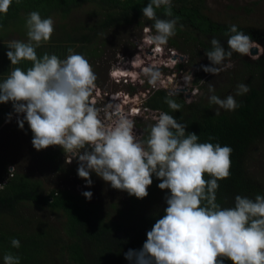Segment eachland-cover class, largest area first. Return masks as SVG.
I'll use <instances>...</instances> for the list:
<instances>
[{
    "label": "clouds",
    "instance_id": "obj_1",
    "mask_svg": "<svg viewBox=\"0 0 264 264\" xmlns=\"http://www.w3.org/2000/svg\"><path fill=\"white\" fill-rule=\"evenodd\" d=\"M12 2L0 0V14L6 15ZM209 4L212 6L211 0ZM162 6L164 15L173 17L172 0H150L142 9L143 16L154 21L155 34L148 37L152 40L148 47L158 48L157 55L161 54L162 45L176 35L179 19L157 17L156 9ZM25 28L27 42L10 41L6 56L11 65L30 61L31 67L13 68L0 83V103L11 102L16 114H24L23 119L17 120L18 127L23 129L27 122L33 148L39 151L61 147L77 159V174L86 186L92 185L90 173L94 172L113 189L143 199L148 196L147 189L155 175L161 181L158 188L170 193L165 197L164 215L146 233L141 249L124 253L126 260L131 264H224L227 259L231 264H264V195L258 194L254 199L237 195L234 207L217 203L218 181L231 175L230 146L198 142L197 134L186 133L187 124L179 123L167 112L159 113L146 140L139 138L135 121L119 105L109 106L112 115L110 122H105L100 115L102 109L92 100L97 77L85 56L69 49L63 60L47 52L38 58L36 48L51 39L54 20L32 11ZM226 35L227 50L217 38L211 39V50L205 53L211 65H202L204 72L217 75L222 70L217 66L226 58L229 63L224 67H232L234 53L248 55L257 44L234 24ZM123 65L118 66L119 70ZM145 74L152 84L161 77L159 70L151 67L145 69ZM184 79L191 82L192 77L186 75ZM208 91L214 93V86L209 84ZM249 91V86L241 83L236 95ZM209 102L229 111L240 106L231 94L223 99L213 94ZM165 103L174 111L182 108L168 97ZM218 114L219 110L215 115ZM13 170L14 167L9 172ZM205 174L212 178L205 179ZM5 187L0 184V191ZM82 195L90 200L93 193L84 191ZM11 246L18 249L20 241L13 238ZM3 261L20 264V257L9 252Z\"/></svg>",
    "mask_w": 264,
    "mask_h": 264
},
{
    "label": "trees",
    "instance_id": "obj_2",
    "mask_svg": "<svg viewBox=\"0 0 264 264\" xmlns=\"http://www.w3.org/2000/svg\"><path fill=\"white\" fill-rule=\"evenodd\" d=\"M86 2H92L105 11L101 24L103 30L129 25L143 18L146 21L140 23L141 27L146 26L147 23L154 25V21L148 20L142 13V9L147 6L150 0H19V2L13 0L8 13L0 14V28H7L11 21L20 20L18 22L24 24L28 14L32 11H38L42 18L51 17L55 13L66 16L71 9ZM205 8L204 0H172L173 17L164 15L163 6L156 9L157 17L161 19L179 18L176 35L169 38L167 45L176 47L183 52L188 51L190 55L189 69L197 68L199 76H201L200 71H202L203 64L198 57L204 58L205 66L211 65L205 55L207 51L211 50V39L217 38L225 50L228 47L222 41L227 37L226 33L229 27L213 23L203 14ZM242 31L251 35L248 30ZM92 38L93 36L90 37L87 34L80 41L87 44L92 41ZM72 41L79 43L73 38ZM8 45L9 43L3 41V36L0 35V51L4 50L5 62L9 66V71L15 67H21L24 70L31 67L30 61H22L20 64L10 67V61L6 56L8 50H5L8 49ZM80 54H84V51ZM39 55H37L38 58L43 54L40 52ZM88 58L97 59L95 57ZM226 60L227 58L223 63ZM223 63L218 67L221 68ZM242 63L240 68L242 71L240 72L239 69L231 75L233 86L237 85L235 82L243 79L244 75L252 77L254 82L249 87V92L235 97L240 104L235 110L223 109L219 110L218 115H215L216 106L204 105L202 97L200 102L189 103L184 100L182 94L178 93L174 97H170L165 91H158L145 104L151 110L167 112L173 115L179 123L187 124L186 133L197 134L198 142L219 143L221 146L227 145L233 149L231 175L227 179L218 181L220 187L216 193L217 203L222 207H234V198L237 195L252 199L258 194L264 195V181L252 172L249 165L255 147H264V58L255 62L242 61ZM178 68L181 66L179 65ZM2 69H7L4 63L0 66L1 72ZM259 76L261 78H258ZM0 81H4L1 76ZM96 85H99L97 80ZM200 89L206 88L202 86ZM228 93L227 90L223 92L226 97ZM166 97L181 104L182 108L178 111L170 109L165 103ZM8 103H0V127L4 122V115L9 113L8 107H6ZM41 151L45 159L44 163L62 172L63 176L76 178L75 186L86 183L83 178L78 176V167L67 164L68 156L66 157V152L64 153L61 147L50 146ZM5 170L7 171V166ZM12 175L5 177L0 174V184H6L4 190L0 191V218L15 217L12 228L0 223V264H4L3 256L9 252L20 257V264H48L49 262L54 264L56 262L55 252H53L55 249L53 246L58 243L54 236L55 229L44 230V227H41L40 230L33 229L29 225L28 219H22V214L19 211V208L25 203L48 206L53 212L62 213L66 217L65 231L69 238L75 242L70 246H64L62 250L68 253L69 260L74 264H131L125 259L124 253L129 249L139 250L142 248L147 238L146 233L151 230L156 220L164 215V210L167 207L165 197L170 195L167 189L162 190L163 199L157 204L153 203L152 207L142 203V200L149 203L148 201L152 199L149 196L141 200L135 198V208L127 219L128 221L117 224L108 221L101 208L87 202L81 194L58 189L52 190L49 194H43L39 182L29 180L28 177L21 174ZM90 178H93L92 174H90ZM154 178H156L155 175L152 179ZM211 178L205 174V179ZM151 190L154 197L155 189ZM13 238L20 241L21 246L18 249L11 246ZM224 264H231V261L225 259Z\"/></svg>",
    "mask_w": 264,
    "mask_h": 264
},
{
    "label": "rangeland",
    "instance_id": "obj_3",
    "mask_svg": "<svg viewBox=\"0 0 264 264\" xmlns=\"http://www.w3.org/2000/svg\"><path fill=\"white\" fill-rule=\"evenodd\" d=\"M204 1L206 8L203 10V14L213 23L228 27L234 24L238 29L248 30L251 35L264 34V0H211L212 6H210L209 0ZM103 15L105 16V11L92 2L82 3L80 6L71 9L66 16L55 13L51 16L54 20L55 31L47 43H42L40 47L36 48V53L39 55L42 49V54L45 52L50 55L55 54L63 60L69 54V49H72L76 53L84 51L83 55L92 65L97 77L96 80L99 82V85H96V91L97 93H100L99 91L103 92L101 98L103 102L97 101L96 107L102 109L100 115L101 117L104 116L105 122H110L109 118L112 114V107L109 106L113 105L107 97L111 99L112 94L119 92L131 95L138 90L130 84L125 85L123 82L117 83L111 80L112 72L110 75L109 72L116 69L120 71L118 67L120 64L126 63L128 71L134 74H136L135 66H140L137 63H144L148 68L158 66L160 68H155L161 73L158 81L172 80L174 86L172 88V83L170 82L169 85L166 82V84L163 83L164 85L158 91H165L170 97H174L180 93L183 95L184 100L189 103L194 101L200 102V98L202 97V103L207 105L211 104L209 97L213 94L221 99L225 98L226 95L223 94L225 90L229 91L228 95L231 94L234 98L240 97L236 95L237 85L244 83L250 87L254 80L252 77L244 75L243 79L235 82L237 85L233 86L234 83L231 80V75H233V72L239 71L243 65L242 61L255 62L264 58V45L256 42L257 44L253 47L258 48V55H252L251 52L245 56L234 53L231 57L232 67L225 68L223 64L221 72L217 75L206 73L202 70L200 71L201 76H199L197 68H194V70L188 69L187 63L190 56L188 51L183 52L176 47L171 48L165 44L162 47L164 52H167L166 55L162 54L158 56L157 54H150L151 49L148 47V44L152 40L148 37L155 34V29H153V24L151 23H147L146 26H140V23H145V18L134 21L129 25L103 30L101 28ZM18 21L20 20L11 21L7 28H0V35L3 36V41L7 43L14 40L27 42L25 22L22 24ZM87 34L90 37L93 36V38L90 43L84 44L80 39ZM72 38L79 43L73 42ZM222 42L227 44V37ZM169 49H172V51H168ZM88 57H95L97 59H89ZM125 59L126 61L122 62ZM138 59H141V61H138ZM198 59L204 65V58L198 57ZM167 60H172L174 63L177 61L176 65L168 66L166 63V67L163 66V63ZM5 61V53L2 50L0 51V66ZM228 63L229 60L227 59L226 64ZM179 64L183 67L178 68ZM124 69L125 66L120 73ZM137 69L141 72L143 70L142 68ZM179 69H182V71ZM241 71L242 69H240ZM179 75L181 76L179 77ZM186 75L192 77L191 82H185L184 78ZM258 78H261V76ZM201 80L204 82L201 83ZM2 82L0 81V83ZM209 84L214 86V93L208 91ZM149 86V76L146 75L142 88L147 89ZM202 86L206 89H200ZM117 99V105H120L121 102L129 101L122 96ZM121 105L123 106V104ZM136 105L140 106L139 103ZM214 106H216L217 110H223L218 105ZM104 109H107V112L103 111ZM123 111L126 115H131L129 107L123 108ZM23 115L13 113L12 119H8L0 127V174L5 177H11L13 175L9 174V169L14 167V170L11 171L14 174H21L28 177L29 180L39 182L43 194H49L55 189L69 190L81 195L84 191H91L93 193L92 198L90 200L86 199L87 202L100 207L108 221L117 224L126 223L135 208L134 202L136 197L130 196L126 191L113 189L110 183L103 181L94 172L90 173L93 177L91 178L92 185L86 186L82 191H79L78 186H75L77 181L75 177L63 176L62 172L44 163L45 159L42 156V151H37L32 146V132L27 122L25 121L23 129L18 127L17 120L23 119ZM130 118L135 121V131L139 135V138L146 140L147 138L145 137L148 136L147 129L156 122L154 118L151 116L146 117L144 114L131 116ZM67 156L68 154L66 153ZM76 160L73 165L78 167V161ZM249 165L252 172L264 181V147H255ZM6 166L7 171L5 170ZM160 182L157 178L153 179V183L148 187V196L152 199L148 201L149 203L142 200L145 206L152 207L153 203L157 204L163 199L162 190L158 188ZM152 188L155 189L154 197ZM19 211L22 214V219H28L29 225L33 229L40 230L41 227H44V230L55 229L54 236L58 240V246H53L55 247L53 252H55L54 256L56 258L54 264H74L69 260L68 253L62 250L64 246H70L75 242V240L69 238L65 231L67 220L62 213H55L48 206H37L31 203L23 204L19 208ZM2 218H0V223L5 224L4 226H9L10 228L14 226L13 219L15 217L8 216V218ZM48 264H51V262Z\"/></svg>",
    "mask_w": 264,
    "mask_h": 264
},
{
    "label": "built area",
    "instance_id": "obj_4",
    "mask_svg": "<svg viewBox=\"0 0 264 264\" xmlns=\"http://www.w3.org/2000/svg\"><path fill=\"white\" fill-rule=\"evenodd\" d=\"M156 49H158V48H155V49H151V51H150V54H156V52H154ZM160 50H161V54L160 55H158V56H161L162 54L163 55H166V51L164 52V50H163V47H162V49L160 48ZM168 51H172V49H169ZM141 52V51H140ZM125 61H126V59H125ZM141 61V60H140ZM144 62V61H143ZM168 62V60L167 61H165V63H163L164 65L163 66H165L166 67V63ZM177 62V61H176ZM176 62L174 63V66L176 65ZM138 65H140L139 67H137V66H135V68H142L143 70H142V72L141 71H139L138 69H135L136 70V74H134V73H132V72H130V71H128V69H127V66H126V63L123 65V67L125 66L126 67V69L125 70H123L122 71V73H120V71L122 70V69H120V71H117V69L116 70H113L112 72H113V75H112V77H113V80L115 81V82H117V83H121V82H123L125 85H128V84H130V85H132L134 88H136V90H137V92H135V93H133V94H131V95H128V93H123V92H119V93H114V94H112L111 95V99L110 98H108L107 97V99H109L111 102H112V107H115L117 104H116V102H117V98L118 97H123V98H125L126 100H129L128 102L126 101V102H124V103H120V107L123 109V108H126V107H129L130 108V114H131V116L132 117H134V116H139V115H142V114H144L146 117H149V116H151V117H153L154 118V120L156 121V118L158 117V114L160 113L159 111H154V110H151V109H149V108H147L146 107V101L152 96V95H154L159 89H160V87L161 86H163L164 84H166V80H162L161 82L160 81H157V83L156 84H152V83H150V86L147 88V89H144V88H142V86L144 85V79H145V77H146V74H145V72H144V70L146 69V68H148L147 66H145V64L143 63H137ZM120 66V65H119ZM151 66H153V65H151ZM154 68H160V67H158V66H153ZM138 70V71H137ZM182 71V70H181ZM125 72V73H124ZM128 74V75H127ZM179 77H180V75H179ZM142 79V80H141ZM164 83V84H163ZM139 84V85H138ZM138 86H140V87H138ZM174 86H172V88H173ZM95 91H96V89H95ZM100 93H97V91H96V94H95V96L93 95L92 96V100H94L95 102H96V104H97V101H102L103 102V100L101 99L102 98V95H103V92L102 91H99ZM100 99V100H99ZM135 99V100H134ZM134 100V101H133ZM130 103V104H129ZM137 103H139L140 104V106L138 107L136 104ZM121 104H123V106L121 105ZM112 115V114H111ZM69 156H70V154H68ZM73 157L72 156H70L69 157V159H72ZM69 159H68V161H69ZM76 159L75 158H73L72 159V161H71V163H69V164H73V162L75 161ZM11 175L12 174H14L13 172H9ZM84 187H86V184H81V185H79L78 186V190L79 191H82L83 190V188Z\"/></svg>",
    "mask_w": 264,
    "mask_h": 264
},
{
    "label": "crops",
    "instance_id": "obj_5",
    "mask_svg": "<svg viewBox=\"0 0 264 264\" xmlns=\"http://www.w3.org/2000/svg\"><path fill=\"white\" fill-rule=\"evenodd\" d=\"M5 50H9V49H5ZM42 50H40V52H41ZM4 66H5V68H7V69H2V72L0 71V76L3 78V80H5L7 77H8V75L11 73V71H9L8 70V65H7V63L6 62H4ZM10 67H12V65H10ZM10 107V108H9ZM8 110H9V113L6 115H4L5 117H4V122H3V125L7 122V120L9 119L8 117H9V114H11V119H12V117H13V113H15L14 112V110H13V106H12V103L10 102L9 104H8V108H7ZM0 119H1V117H0Z\"/></svg>",
    "mask_w": 264,
    "mask_h": 264
},
{
    "label": "flooded vegetation",
    "instance_id": "obj_6",
    "mask_svg": "<svg viewBox=\"0 0 264 264\" xmlns=\"http://www.w3.org/2000/svg\"><path fill=\"white\" fill-rule=\"evenodd\" d=\"M252 38H253V41H255V42H260L259 44H262V45H264V34H258V35H250ZM171 47V46H170ZM172 48V47H171ZM224 65H226V61H225V63H223ZM180 66H181V64H179ZM189 65H190V63H189V59H188V63H187V66H188V69L190 68L189 67ZM181 67H183V66H181ZM179 70H182V69H179ZM221 72V71H220ZM110 73H111V71L109 72V75H110ZM181 76V75H180ZM107 78V77H106ZM111 80L113 81V79L111 78ZM157 93V92H156ZM95 94H96V91H94L93 92V95L95 96ZM167 95L169 96V94L167 93ZM100 100V99H99ZM100 102H102V101H100ZM161 112V111H160ZM129 116V118L131 117V115H128ZM104 117V116H103ZM103 117H101L102 119H103ZM81 151H83V150H81ZM69 155H68V159H69ZM67 159V160H68ZM68 165H69V163H67Z\"/></svg>",
    "mask_w": 264,
    "mask_h": 264
},
{
    "label": "bare ground",
    "instance_id": "obj_7",
    "mask_svg": "<svg viewBox=\"0 0 264 264\" xmlns=\"http://www.w3.org/2000/svg\"><path fill=\"white\" fill-rule=\"evenodd\" d=\"M158 50H155L154 52H157ZM174 64V61L170 60L167 62V65L170 66V65H173ZM125 73V72H124ZM167 84H169L170 82L172 83V86H173V81L172 80H169V81H166ZM170 85V84H169Z\"/></svg>",
    "mask_w": 264,
    "mask_h": 264
},
{
    "label": "water",
    "instance_id": "obj_8",
    "mask_svg": "<svg viewBox=\"0 0 264 264\" xmlns=\"http://www.w3.org/2000/svg\"><path fill=\"white\" fill-rule=\"evenodd\" d=\"M252 55H258L259 51L257 47H253V49L250 50ZM159 115V114H158Z\"/></svg>",
    "mask_w": 264,
    "mask_h": 264
}]
</instances>
